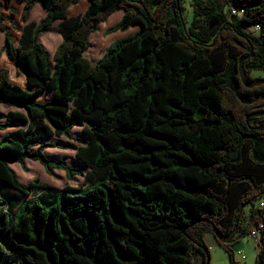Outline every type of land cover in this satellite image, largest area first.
I'll return each mask as SVG.
<instances>
[{
    "label": "trees",
    "instance_id": "trees-1",
    "mask_svg": "<svg viewBox=\"0 0 264 264\" xmlns=\"http://www.w3.org/2000/svg\"><path fill=\"white\" fill-rule=\"evenodd\" d=\"M192 4L187 23L182 0H0V103L19 108H0L16 128L0 139V264H209L207 233L238 264L232 246L264 220V0ZM116 9L108 33L140 28L92 63ZM56 20L49 58L37 35ZM25 159L81 184H21L8 163ZM5 188L32 197L13 212Z\"/></svg>",
    "mask_w": 264,
    "mask_h": 264
},
{
    "label": "rangeland",
    "instance_id": "rangeland-1",
    "mask_svg": "<svg viewBox=\"0 0 264 264\" xmlns=\"http://www.w3.org/2000/svg\"><path fill=\"white\" fill-rule=\"evenodd\" d=\"M182 7H183V16L184 19L186 20L187 23L190 22L192 16H193V4L192 0H182ZM45 15V9L41 7L39 4H35L31 10L29 21H36L38 22L40 18H42ZM118 17V10L116 9L107 19L106 21L102 22L99 24V27L96 31L92 32L89 35V47L87 50L84 52V56H86L92 63L97 61L104 53L105 49L107 46L115 41L121 40L125 38L129 33H134L136 32V28H130L127 31H116L112 33H108L107 29L114 23H116L119 19ZM57 23L58 21H54L52 24L47 26L44 30V32L39 33L37 35V39L39 42L44 46L45 51L49 58L52 57V54L56 48V46L60 43L61 41V36L58 33L57 30ZM254 33H258V29L253 30ZM46 36V37H44ZM52 39V41L48 40L49 38ZM50 43V44H49ZM3 44V33L0 32V48ZM253 76H261L264 77V71L262 70H254L252 72ZM0 108L2 111H6V106L4 104H0ZM80 126L74 127L72 129L73 134H80ZM7 130L0 131V136H5L3 135L6 133ZM1 139V137H0ZM57 137L52 136L47 139V141H54L56 140ZM64 139V138H62ZM46 155L52 158H63L65 162L71 166H79V162L75 161V154L74 150L71 149H61V148H46ZM32 161L35 160H30L26 163L28 170H20V172L17 174L19 181L24 184V182H27V178L31 177H37L39 180L42 182L45 181L46 183H50L51 181H55L58 186L63 187L64 185L66 186L67 184L70 185H80L81 184V178L77 177L75 180H67L66 177L64 176V171L57 169L55 170L58 175L57 176H50L47 174L45 171L37 170V168L34 166V164H31ZM39 163L38 161H36ZM13 165V164H11ZM18 167V166H17ZM40 167V166H39ZM44 174H43V173ZM262 201L264 202V197H261L257 200L254 201V204L257 206L259 205V202ZM246 213H248L249 209L248 207L245 208ZM240 240H242L241 244H238V249H240L242 254H247L246 251L250 250H256L257 246L254 244L253 240L248 237L244 236ZM205 241L207 242V245L210 250V263L209 264H230L229 263V258L228 254L223 251L218 244L216 243L213 235L211 233H207L205 235ZM237 243V242H236ZM236 243L233 245L235 246ZM210 245V246H209ZM239 251V250H238ZM241 253L238 254L239 257L242 255ZM237 256V257H238ZM236 260V259H235ZM251 259H247L243 264H250Z\"/></svg>",
    "mask_w": 264,
    "mask_h": 264
},
{
    "label": "crops",
    "instance_id": "crops-1",
    "mask_svg": "<svg viewBox=\"0 0 264 264\" xmlns=\"http://www.w3.org/2000/svg\"><path fill=\"white\" fill-rule=\"evenodd\" d=\"M118 10V19H120L121 18V16H122V14H123V11H122V9H117ZM133 27H135L136 28V32L139 30V25H135V26H132V27H130V28H133ZM129 28V29H130ZM128 29V30H129ZM127 31V30H126ZM129 34H131V33H129ZM1 104V103H0ZM6 106V105H5ZM10 109H19L18 107H11V106H6V111H4V112H7L8 110H10ZM16 128L14 127V128H7V129H3V130H7L6 131V133H4L3 135H5V134H7V133H9L10 131H12V130H15ZM3 130H0V131H3ZM0 137H2V136H0ZM63 138V137H62ZM61 138V139H62ZM65 139V138H64ZM63 139V140H64ZM44 152H46V148L44 149ZM27 160L28 161H30V159H25V162H24V165H21L20 163H18V162H9L8 164H9V166H10V168L14 171V173L16 174V176H17V174L20 172V170L22 169V170H28V167H27V165H26V163H28L27 162ZM76 160V159H75ZM11 164H13V165H11ZM31 164H34V166L37 168V170H39L40 171V169L41 170H43V171H45L44 170V168H43V166L40 164V163H37L36 161H32V163ZM18 166V167H17ZM40 166V167H39ZM40 168V169H39ZM57 170V169H56ZM61 170V169H60ZM46 172V171H45ZM43 173V172H42ZM47 173V172H46ZM55 173H56V176L58 175V173L55 171ZM44 174V173H43ZM48 174V173H47ZM50 176H52V175H50ZM64 176L66 177V175H65V172H64ZM55 177V176H54ZM17 178H18V176H17ZM25 178H27V182H24V184L26 185V184H28V183H30V182H32L33 180H36L37 179V182H35L36 184H37V186H38V188H37V190H41V189H39V186L40 185H44V186H47V187H51L52 189H55L56 191H61L63 188H64V186L63 187H60V186H58L57 185V183L55 182V181H51V184L49 183H46L45 181H41V180H39V178H37V177H31V178H28V177H25ZM18 180H19V178H18ZM20 182V181H19ZM21 183V182H20ZM21 184H23V183H21ZM68 185H70V184H68ZM10 190H8V188H5L4 189V195H5V198L8 200V204H9V208H11L12 210H13V212H15L16 211V209L17 208H19V209H21L22 208V206H23V202H25V201H27L28 199H30L31 197H32V195H23V194H21V196H20V200L19 201H16L15 200V195L16 194H18L19 192L18 191H16V190H13V189H11V188H9ZM8 190V195L6 194V191ZM39 193V192H38ZM260 203H262L263 204V207H264V202H262V201H260L259 202V205H260ZM241 242H242V240H239L237 243H236V245L235 246H232V248H233V250H234V257H235V259L238 261V264H243L247 259H251V263L250 264H254L255 263V255H256V252H257V249L256 250H250V251H246V253L247 254H242V252H241V257H239L238 256V254H237V251L239 250V251H241L240 249H238V244L240 243L241 244ZM207 243V242H206ZM210 246V245H209ZM219 246V245H218ZM220 247V246H219ZM221 248V247H220ZM222 249V248H221ZM223 250V249H222ZM224 251V250H223ZM238 256V257H237Z\"/></svg>",
    "mask_w": 264,
    "mask_h": 264
},
{
    "label": "built area",
    "instance_id": "built-area-1",
    "mask_svg": "<svg viewBox=\"0 0 264 264\" xmlns=\"http://www.w3.org/2000/svg\"><path fill=\"white\" fill-rule=\"evenodd\" d=\"M231 14L240 16L242 13V10H237V9H231L230 11ZM260 206L263 207V204L260 203ZM264 232V220H258L254 225L251 227L249 234L247 235L250 237L254 244L256 246H259V243L261 241V234ZM240 251H237V254H240Z\"/></svg>",
    "mask_w": 264,
    "mask_h": 264
}]
</instances>
